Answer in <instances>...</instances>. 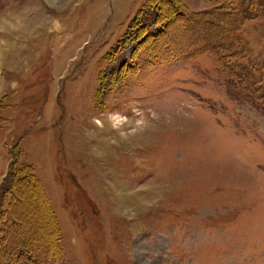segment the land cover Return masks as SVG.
<instances>
[{
    "label": "rangeland",
    "instance_id": "1",
    "mask_svg": "<svg viewBox=\"0 0 264 264\" xmlns=\"http://www.w3.org/2000/svg\"><path fill=\"white\" fill-rule=\"evenodd\" d=\"M212 5L0 0V264H264V106L175 52Z\"/></svg>",
    "mask_w": 264,
    "mask_h": 264
},
{
    "label": "trees",
    "instance_id": "2",
    "mask_svg": "<svg viewBox=\"0 0 264 264\" xmlns=\"http://www.w3.org/2000/svg\"><path fill=\"white\" fill-rule=\"evenodd\" d=\"M263 2L264 0H249L248 7H243L244 4L236 7L234 0H212V8L198 14L190 12L187 14L175 6L178 15H185L180 16L185 18L181 22L183 27L194 25L196 27L199 20L203 23L216 21L214 30L207 35L200 36L196 47L183 42L180 50L175 52L178 55L196 57L197 52H191V50L197 48L202 53L216 55L221 72L231 86L230 90L240 92L238 96L245 94L243 99L252 101L259 108L264 106V71L259 60L250 58L251 47L244 49L247 43H245L242 24L247 16V11H256L260 4L264 5ZM190 20H192V24H189ZM223 58H228L231 61L225 63ZM12 168H14L13 165ZM16 180L18 178L13 177V182ZM21 180L26 181L25 179ZM0 209L1 216L3 211L2 208ZM17 253L23 258L28 256L26 251L20 249L17 250Z\"/></svg>",
    "mask_w": 264,
    "mask_h": 264
}]
</instances>
